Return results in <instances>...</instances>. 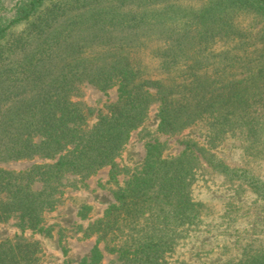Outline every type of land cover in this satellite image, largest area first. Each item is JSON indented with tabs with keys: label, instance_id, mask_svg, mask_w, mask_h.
Returning a JSON list of instances; mask_svg holds the SVG:
<instances>
[{
	"label": "trees",
	"instance_id": "obj_1",
	"mask_svg": "<svg viewBox=\"0 0 264 264\" xmlns=\"http://www.w3.org/2000/svg\"><path fill=\"white\" fill-rule=\"evenodd\" d=\"M44 1L14 0L6 6L0 0V163L34 157L49 160L19 171L0 167V222L14 216L22 231H41L43 213L55 207L64 188L83 185L100 168L114 166L131 130L145 120L152 103L158 104L161 133L175 134L204 121L215 135L237 131L247 137L264 126V91L256 83L258 73L236 78L224 66L200 68L195 57L170 51L164 53L163 62L174 63L181 57L185 65L168 70L162 79L150 78L123 51L84 55V45L70 46L68 33H49L51 22L66 9L64 4ZM226 1L230 3L200 11L202 30L231 32L225 11L249 7L264 15V0ZM21 23L28 25L26 36L10 34ZM31 34L34 48L18 57ZM205 38L200 34L196 43L193 39L185 43L181 37L176 41L190 50L204 44ZM13 54L15 58L10 57ZM228 59L237 60L233 55ZM81 82L101 91L116 86V100L107 106V115L90 127H84L85 114L71 99ZM192 146L209 167L231 181L246 182L264 197L263 182L228 167L195 142L185 151ZM185 151L167 158L160 144H146L141 168L129 174L113 193L116 203L88 227L96 237L81 264H100V243L117 255L120 264H168L167 255L180 237L170 226L199 218L200 204L189 196L199 159ZM39 251L37 242L0 241V264H42ZM252 256L243 263L264 264V250Z\"/></svg>",
	"mask_w": 264,
	"mask_h": 264
},
{
	"label": "rangeland",
	"instance_id": "obj_2",
	"mask_svg": "<svg viewBox=\"0 0 264 264\" xmlns=\"http://www.w3.org/2000/svg\"><path fill=\"white\" fill-rule=\"evenodd\" d=\"M13 1L2 0L6 6ZM43 3L65 5L66 11L51 22L49 33H68L70 46L84 45V55L105 49L123 51L148 77L162 79L168 70L185 65L181 57L174 63L163 62L164 53L172 51L195 57L201 63L200 68L224 66L236 78L258 73L256 83L264 91V15L253 8L225 11L234 30L226 33L202 30L200 14L215 3H230L226 0H46ZM28 31V25L21 23L10 34L26 36ZM200 34L207 39L204 44L193 45L190 50L177 45V37L185 43L190 39L196 43ZM31 36L27 35L24 50L19 51L18 57L34 48L36 40ZM14 54L10 57L15 58ZM230 55L237 60H229ZM116 95V86L101 91L89 83H79L71 99L85 114L84 127L107 115V106L116 100ZM157 105L150 104L145 120L131 130L114 166L100 168L83 185L63 189L55 207L43 213L41 231H22L13 216L0 222V241L37 242L42 264H81L89 256L96 237L88 227L103 217L108 206L116 203L113 193L123 186L129 174L141 168L147 143L160 144L163 157L170 158L195 142L208 148L228 167L244 170L255 181L264 183V126L247 137L237 131L215 135L204 121L175 134L161 133L157 130ZM261 114L264 118V113ZM185 152L199 159L189 186L190 198L200 204L199 218L191 224L169 225L171 230L180 232V237L167 255L168 264H244L264 250V197L254 193L246 182L231 181L209 167L193 146ZM47 162L34 157L2 162L0 167L19 171L34 163ZM99 248L103 255L100 264L121 263L115 253L104 250L102 243Z\"/></svg>",
	"mask_w": 264,
	"mask_h": 264
}]
</instances>
